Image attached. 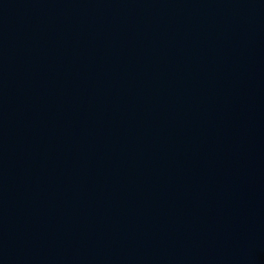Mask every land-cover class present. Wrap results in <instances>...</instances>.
<instances>
[{
	"label": "water",
	"instance_id": "obj_1",
	"mask_svg": "<svg viewBox=\"0 0 264 264\" xmlns=\"http://www.w3.org/2000/svg\"><path fill=\"white\" fill-rule=\"evenodd\" d=\"M0 264H264V0H0Z\"/></svg>",
	"mask_w": 264,
	"mask_h": 264
}]
</instances>
